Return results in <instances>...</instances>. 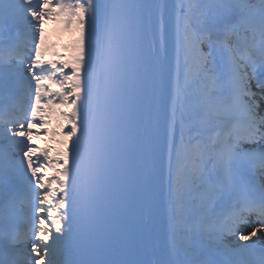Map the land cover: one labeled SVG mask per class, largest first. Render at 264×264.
<instances>
[{
	"label": "snow or ice",
	"instance_id": "obj_1",
	"mask_svg": "<svg viewBox=\"0 0 264 264\" xmlns=\"http://www.w3.org/2000/svg\"><path fill=\"white\" fill-rule=\"evenodd\" d=\"M254 237L264 0H0V264H264Z\"/></svg>",
	"mask_w": 264,
	"mask_h": 264
},
{
	"label": "bare ground",
	"instance_id": "obj_2",
	"mask_svg": "<svg viewBox=\"0 0 264 264\" xmlns=\"http://www.w3.org/2000/svg\"><path fill=\"white\" fill-rule=\"evenodd\" d=\"M169 2L170 3H174L175 2V0H169ZM45 34H50L51 36H49L48 35V39H49V43L48 44H50L52 41L53 42H55V43H57L56 44V46L57 45H59V48H63V47H65L66 46V42H65V40L62 38V37H64V38H68V36H72L70 33H68V32H65V31H63L62 30V25L60 24V23H58V22H56L55 20H52V21H48V23H47V25H46V27H45ZM61 36V37H60ZM58 49V48H57ZM54 52H55V50L56 49H52ZM61 50V49H60ZM73 55V53L72 52H70L69 54H68V58H70L71 56ZM49 59H52V57H49ZM191 86H193V87H195V88H197V85L195 84V83H193ZM189 95H190V98H193V95L189 92ZM34 132H42L43 131V129H34L33 130ZM60 139H62V137H60ZM46 144H49V142H45V144H42L41 146H40V148L41 149H45L46 147ZM51 144V143H50ZM49 175H50V173H49ZM258 239L259 240V238L258 237H254V239ZM230 239V242L232 243V244H235L236 243V240L238 239V238H235V237H230L229 238ZM261 242H263L264 243V240H260ZM241 242V241H240Z\"/></svg>",
	"mask_w": 264,
	"mask_h": 264
},
{
	"label": "rangeland",
	"instance_id": "obj_3",
	"mask_svg": "<svg viewBox=\"0 0 264 264\" xmlns=\"http://www.w3.org/2000/svg\"><path fill=\"white\" fill-rule=\"evenodd\" d=\"M45 131H46V130H45ZM45 131H44V132H45Z\"/></svg>",
	"mask_w": 264,
	"mask_h": 264
}]
</instances>
